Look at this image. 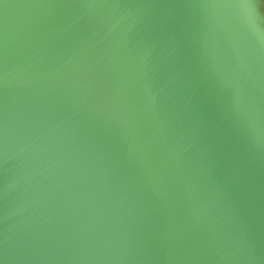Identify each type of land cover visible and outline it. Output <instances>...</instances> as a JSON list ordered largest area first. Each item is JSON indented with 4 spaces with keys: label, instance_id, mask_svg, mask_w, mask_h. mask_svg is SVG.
<instances>
[{
    "label": "water",
    "instance_id": "obj_1",
    "mask_svg": "<svg viewBox=\"0 0 264 264\" xmlns=\"http://www.w3.org/2000/svg\"><path fill=\"white\" fill-rule=\"evenodd\" d=\"M0 264H264V0H0Z\"/></svg>",
    "mask_w": 264,
    "mask_h": 264
},
{
    "label": "snow or ice",
    "instance_id": "obj_2",
    "mask_svg": "<svg viewBox=\"0 0 264 264\" xmlns=\"http://www.w3.org/2000/svg\"><path fill=\"white\" fill-rule=\"evenodd\" d=\"M246 6H248V5H246ZM254 18V17H253Z\"/></svg>",
    "mask_w": 264,
    "mask_h": 264
}]
</instances>
